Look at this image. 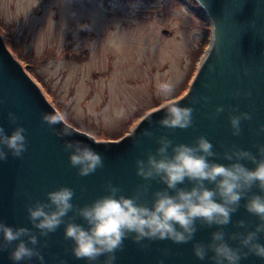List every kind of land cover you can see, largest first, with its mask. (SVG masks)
I'll return each instance as SVG.
<instances>
[{
	"label": "water",
	"instance_id": "95a60500",
	"mask_svg": "<svg viewBox=\"0 0 264 264\" xmlns=\"http://www.w3.org/2000/svg\"><path fill=\"white\" fill-rule=\"evenodd\" d=\"M194 1L209 20L212 42L189 92L176 102L194 109L192 127L170 130L156 124L155 121L163 115L164 107L144 118L120 142H99L74 128L77 135L63 139L57 137L42 122L41 117L45 113H59L27 68L9 51L0 33V126L9 135L17 124L23 126L28 141L22 159H16L9 153L7 161H0V222L13 228H30L41 242L46 240L47 247L40 248L44 256L43 264H60L61 260L64 264H87L85 260L73 256L72 241L64 239L65 225L62 224L46 238L39 236V231L32 227L27 205L37 200L46 201L47 192L60 186L70 187L75 193L73 204L82 207L106 195L108 183L120 188L125 196H131L138 185L147 183L149 188L146 199L150 205L152 193L166 186L155 180L145 182L137 176L135 161L146 159L149 151L155 153L159 147L156 142L159 136H167L173 144L191 145L198 136L204 135L217 154L210 159L221 164L230 163L223 157L225 151L233 145L253 154H256V145H264V132L260 131V125H264V0ZM165 34L170 35L169 32ZM221 105L224 111L216 114V107ZM233 108L238 112H247L252 117L241 121L239 136L232 135L229 123V116L238 114L232 111ZM9 112L18 118L15 123L9 120ZM148 118H153L152 125L147 123ZM55 127L59 130L60 126ZM145 128L152 131L153 136L142 137L140 133ZM134 137H137L138 142L133 141ZM66 139L88 143L102 154L104 166L91 175L78 176L77 170L69 163V152L64 151ZM241 162L249 168L254 167L248 161ZM207 186L214 187L211 184ZM178 187L190 189L192 184L185 181V184ZM252 192L260 194L255 187ZM244 203L242 200L238 211L232 215V222L223 228L225 239L233 247L239 246L238 241L228 240L227 234L245 231L244 228L236 227L238 220L248 224L247 230L254 229L259 222L256 216L244 209ZM72 215L68 214L69 217ZM74 221L87 227L80 217H75ZM216 230L215 225L209 228L197 222L194 239L186 244H174L170 240L144 241L148 246L141 248L131 238L126 239L123 249L116 253L115 264H158L161 260L163 264H213L207 258L199 260L193 253V245L197 242L209 243L211 233ZM259 242L264 244V234H261ZM16 243L0 251V264H14L9 254ZM103 259L100 257L96 264H102ZM19 264L40 262L33 258ZM240 264H264V259L250 254Z\"/></svg>",
	"mask_w": 264,
	"mask_h": 264
},
{
	"label": "clouds",
	"instance_id": "9594fccd",
	"mask_svg": "<svg viewBox=\"0 0 264 264\" xmlns=\"http://www.w3.org/2000/svg\"><path fill=\"white\" fill-rule=\"evenodd\" d=\"M176 86L173 81L165 80L158 84L157 92L161 97L171 99ZM215 111L216 114L223 112L224 107L217 106ZM232 111L238 112L235 108ZM193 112L192 107L169 103L155 123L170 130L188 129L193 124ZM8 118L13 123L18 119L12 112L8 113ZM251 118L247 112L230 115L232 135L239 136L241 121ZM41 120L61 139L77 135L64 114L45 113ZM147 123L152 125L153 118H148ZM57 125L59 130H56ZM260 131L264 132V125H260ZM25 132L26 129L17 124L9 135L0 126V161H7L9 153L16 159L23 158L28 144ZM140 135L151 137L153 132L145 128ZM133 141L138 142L137 137ZM156 142L159 147L155 153L149 151L146 159L135 161L137 176L145 182L155 180L166 186L152 193L150 205L146 199L147 183L138 185L131 196L123 195L120 188L108 183L106 195L82 207L73 204L75 193L72 188L60 186L46 193V201L37 200L27 205L32 227L39 231V236L46 238L65 225L64 239L72 241L73 256L87 264H96L100 257H104L102 264H115L116 253L123 249L124 241L129 238L141 248L148 246L144 241L170 240L174 244H186L194 239L197 222L209 228L217 226L209 243L193 245V253L199 260L207 258L213 264H240L250 254L264 259V244L259 242L264 234V145L255 146L256 154L233 145L223 157L230 163L221 164L210 159L217 154L204 135L198 136L191 145L173 144L164 135ZM64 151L69 152V163L78 176L91 175L104 166L102 154L81 140L66 139ZM241 161H248L254 167L249 168ZM185 181L192 184L190 189L178 187ZM208 184L214 187L209 188ZM254 187L260 194L252 192ZM242 200L245 201L244 209L259 222L254 229L247 230L248 224L238 220L236 227L245 231L227 234L228 240L238 241L239 246L233 247L225 239L223 228L232 222V215L238 211ZM69 213L73 215L69 217ZM75 217L82 218L87 227L76 223ZM0 233V251L17 242L9 254L14 264L33 258L43 264L40 248L47 247V241L41 242L30 228H13L0 222ZM60 264H64L63 260Z\"/></svg>",
	"mask_w": 264,
	"mask_h": 264
},
{
	"label": "rangeland",
	"instance_id": "374dc122",
	"mask_svg": "<svg viewBox=\"0 0 264 264\" xmlns=\"http://www.w3.org/2000/svg\"><path fill=\"white\" fill-rule=\"evenodd\" d=\"M0 33L66 122L99 142L184 98L212 42L194 0H0ZM165 80L171 99L157 92Z\"/></svg>",
	"mask_w": 264,
	"mask_h": 264
},
{
	"label": "bare ground",
	"instance_id": "6f19581e",
	"mask_svg": "<svg viewBox=\"0 0 264 264\" xmlns=\"http://www.w3.org/2000/svg\"><path fill=\"white\" fill-rule=\"evenodd\" d=\"M197 73H198V72H197ZM196 76H197V75H196ZM195 78H196V77H195ZM195 78H194V80H195ZM193 82H194V81H193ZM193 82H192V83H193ZM185 96H186V95H185ZM185 96H184V97H185ZM149 115H150V114H149ZM147 116H148V115H147ZM129 134H130V133H129ZM124 138H125V137H124Z\"/></svg>",
	"mask_w": 264,
	"mask_h": 264
}]
</instances>
